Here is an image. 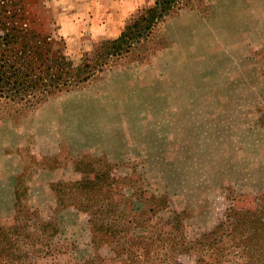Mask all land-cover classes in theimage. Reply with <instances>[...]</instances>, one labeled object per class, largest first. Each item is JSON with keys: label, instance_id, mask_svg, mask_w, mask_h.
<instances>
[{"label": "rangeland", "instance_id": "1", "mask_svg": "<svg viewBox=\"0 0 264 264\" xmlns=\"http://www.w3.org/2000/svg\"><path fill=\"white\" fill-rule=\"evenodd\" d=\"M14 1L19 27L48 36L74 63L119 36L99 28L114 7L107 1ZM145 1L123 28L154 2ZM263 62L264 0H189L88 83L15 120L0 118V218L14 215L20 182L27 207L58 219L50 185L107 160L166 192L185 211L189 238H198L214 227L227 196L264 190ZM63 219L78 237L83 218Z\"/></svg>", "mask_w": 264, "mask_h": 264}, {"label": "trees", "instance_id": "2", "mask_svg": "<svg viewBox=\"0 0 264 264\" xmlns=\"http://www.w3.org/2000/svg\"><path fill=\"white\" fill-rule=\"evenodd\" d=\"M14 0H0V118L16 119L88 83L137 49L189 0H154L119 36L98 42L78 63L54 50L48 36L19 27ZM264 63V62H263ZM257 123L264 126V109ZM78 166L81 163L77 164ZM78 179L50 185L58 219L42 216L14 188L11 218H0V264H264V190L226 197L213 228L189 238L185 211L139 174H120L95 160ZM82 217L78 237L64 214ZM86 239L79 241L80 233Z\"/></svg>", "mask_w": 264, "mask_h": 264}, {"label": "crops", "instance_id": "3", "mask_svg": "<svg viewBox=\"0 0 264 264\" xmlns=\"http://www.w3.org/2000/svg\"><path fill=\"white\" fill-rule=\"evenodd\" d=\"M102 1H107L109 5L114 6H111L112 9L102 12L101 19L98 21L99 28H103L105 34L112 38L120 34L126 19L138 9L144 7L146 3L145 0H121V4H113V0ZM105 5L107 4L105 3Z\"/></svg>", "mask_w": 264, "mask_h": 264}]
</instances>
